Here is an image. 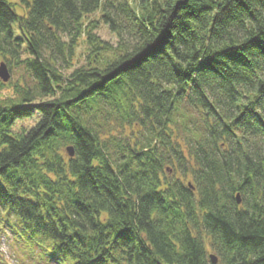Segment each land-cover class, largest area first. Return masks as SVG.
Segmentation results:
<instances>
[{
    "label": "trees",
    "instance_id": "16d2710c",
    "mask_svg": "<svg viewBox=\"0 0 264 264\" xmlns=\"http://www.w3.org/2000/svg\"><path fill=\"white\" fill-rule=\"evenodd\" d=\"M0 62V264H264V0H0Z\"/></svg>",
    "mask_w": 264,
    "mask_h": 264
},
{
    "label": "water",
    "instance_id": "95a60500",
    "mask_svg": "<svg viewBox=\"0 0 264 264\" xmlns=\"http://www.w3.org/2000/svg\"><path fill=\"white\" fill-rule=\"evenodd\" d=\"M10 73L5 65L4 62H0V80L2 82H8L10 80ZM66 151H67V154L72 157L74 155V151H73V147L72 146H68L66 148ZM190 185V184H189ZM237 202L239 203L240 200L238 198V195H237ZM210 260L213 264H215L217 262V259L216 257H214L213 255H210Z\"/></svg>",
    "mask_w": 264,
    "mask_h": 264
},
{
    "label": "rangeland",
    "instance_id": "374dc122",
    "mask_svg": "<svg viewBox=\"0 0 264 264\" xmlns=\"http://www.w3.org/2000/svg\"><path fill=\"white\" fill-rule=\"evenodd\" d=\"M11 1H17V0H11ZM100 34H101L102 37H104L106 39H112L113 40L112 36L110 34H108L107 31H105V30H101ZM1 249L3 251H6V246H5V243L3 241H2ZM7 259L9 260L10 264H15L14 261L11 260V258L8 257Z\"/></svg>",
    "mask_w": 264,
    "mask_h": 264
}]
</instances>
